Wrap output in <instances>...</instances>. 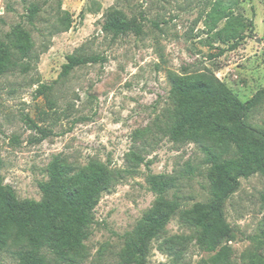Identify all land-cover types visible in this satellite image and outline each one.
<instances>
[{"label": "rangeland", "instance_id": "1", "mask_svg": "<svg viewBox=\"0 0 264 264\" xmlns=\"http://www.w3.org/2000/svg\"><path fill=\"white\" fill-rule=\"evenodd\" d=\"M31 3L41 7L34 26L24 17ZM108 9L140 21L141 34L105 33ZM63 18L71 27L56 32ZM19 22L31 33L34 54L27 72L0 75L2 181L19 199L39 200L38 182L47 179L54 157L74 167L106 164L114 180L99 196L76 264H119L123 235L155 199L149 174L172 177L167 197L177 196L183 208L208 198L201 143L166 135L172 108L167 74L212 73L242 101L264 88V0H0V38ZM72 53L103 61L59 78ZM41 84L50 87L39 93ZM248 122H264V101ZM225 215L232 227L230 264H247L242 256L252 243L246 236L264 231V174L241 179ZM191 234L174 216L150 243L148 264H173L159 244ZM16 249L10 242L0 250V264H17ZM44 253L55 264V256ZM210 256L191 239L179 264H212Z\"/></svg>", "mask_w": 264, "mask_h": 264}, {"label": "trees", "instance_id": "2", "mask_svg": "<svg viewBox=\"0 0 264 264\" xmlns=\"http://www.w3.org/2000/svg\"><path fill=\"white\" fill-rule=\"evenodd\" d=\"M40 12L38 4H29L25 22L34 26ZM61 19L59 16V22ZM70 25L69 19L63 18L56 32L67 31ZM101 28L113 37L142 32L140 21L128 19L113 9L104 13ZM33 49L30 31L22 22L16 23L0 38V75L16 70L27 72ZM45 49L46 46L42 52ZM102 61L99 55L69 54L58 77L67 76L77 66ZM167 79L172 108L166 135L172 141L201 143L204 161L209 165L208 198L183 208L177 196L167 197L174 186L173 178L149 174L146 181L155 199L135 227L123 235L119 264H148L150 243L165 233L167 224L176 215L192 234L172 235L159 244L173 264L180 263L191 239L211 253L212 264H230L232 248L228 239L232 227L226 219L225 204L238 190L241 179L264 174V122L261 125L248 122L252 110L264 101V88L242 101L209 72H169ZM49 87L41 84L39 93ZM46 171L47 179L38 182L39 200L19 199L0 175V250L13 243L17 247L14 252L17 264H51L44 252L55 256V264H76V255L84 247L89 227L94 223L93 210L99 196L109 190L114 177L102 162L90 161L74 167L58 157L49 162ZM246 237L252 246L242 259L247 264H264V231Z\"/></svg>", "mask_w": 264, "mask_h": 264}]
</instances>
